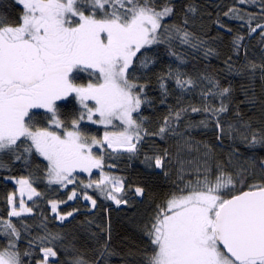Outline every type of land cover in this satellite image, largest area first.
I'll return each instance as SVG.
<instances>
[{
  "label": "snow or ice",
  "instance_id": "6c2138e0",
  "mask_svg": "<svg viewBox=\"0 0 264 264\" xmlns=\"http://www.w3.org/2000/svg\"><path fill=\"white\" fill-rule=\"evenodd\" d=\"M238 2L256 4L257 0ZM259 3L258 14L264 17V0ZM15 4L21 11L18 21L8 23L0 19V157L9 155L13 163L23 161L27 165L35 152L47 161L45 175L50 185L67 187L76 182L74 173L91 176L93 169L102 170L103 158L93 153L94 147L106 145L113 152L130 154L138 151L137 144L149 133L133 113H139L141 105L150 100L145 93L147 85L136 78L134 60L143 69L155 63L148 48L164 44L168 55L180 64L186 62L184 55L177 53L171 43L177 38L189 48L203 47L205 58L215 54L206 41L194 43L195 35L186 27L164 25L163 20L173 15L174 9L168 4L158 6L156 0H15ZM238 11L230 8L224 15L244 20ZM187 12L195 14L196 9L189 7ZM248 15L249 35L257 33L264 42V23L257 21L253 26L255 14ZM216 23L219 28H226L219 20ZM183 24L188 25L189 20L185 18ZM226 30L232 31L231 28ZM243 39V36L234 39L235 48L240 47ZM245 67L250 77L259 70L260 79L264 80V63L249 62ZM85 76L87 82L80 83ZM185 76L178 68L175 75L172 71L162 74L159 87L163 94L167 95L165 81L170 79H174L182 92L197 87L195 79ZM199 78L207 79L219 90L202 92V97H229L230 87H221L218 81L207 76ZM73 101L79 106V114L72 119L69 128L59 110ZM34 110L48 114L46 126L36 125L34 118L39 112ZM190 110L207 113L214 118L215 127L222 131L220 115L228 111V104L222 99L218 108L205 103L202 108L190 106ZM188 111L182 108L175 112V121L183 119L181 113ZM85 120L106 129L109 126L116 129L118 125L114 122L118 121L123 128L105 131L102 140L89 138L81 129ZM200 124L208 126L207 120ZM170 131L175 132V129L172 120L166 117L159 132L151 134L164 139ZM217 139L221 137L218 135ZM255 143H264V137H254ZM167 155L165 152L163 156H146L145 159H154V167L162 169ZM261 164L264 165V161ZM2 167L5 165L0 160ZM190 176L181 166L182 183L165 205L159 207L147 231L153 249L144 264H264V183H254L248 185L246 191H237L238 185L244 183L242 177L229 173L220 164L216 165L215 174L205 163L195 168V179ZM16 183L20 185L21 197L27 193L31 200L41 195L28 179ZM93 186L117 206L128 203L116 195L124 191L123 181L118 177L101 171L98 180L83 185L85 189ZM135 194L142 196L143 188L137 187ZM77 195V191L72 190L68 200ZM83 199L90 201L93 208L96 206V200L87 192L83 193ZM14 201V196L8 197L12 205L10 217L32 212L22 198L18 210ZM57 206L56 201L51 202L52 212H57ZM72 215L69 212L59 219L63 222ZM0 223L6 225L0 234L8 237L6 246L0 248V264H28L24 257L29 256H33L34 264H52L50 258H57L54 242L62 239L59 234L33 237L28 249L21 253L20 230L10 221ZM34 248L39 250V258L34 257ZM106 250L105 243L99 255L103 256ZM55 264L59 261L55 260ZM71 264L98 262L77 255Z\"/></svg>",
  "mask_w": 264,
  "mask_h": 264
},
{
  "label": "trees",
  "instance_id": "16d2710c",
  "mask_svg": "<svg viewBox=\"0 0 264 264\" xmlns=\"http://www.w3.org/2000/svg\"><path fill=\"white\" fill-rule=\"evenodd\" d=\"M156 3L158 6L168 4L174 9L173 15L163 20L164 25L186 27L194 33V43L206 41L207 46L215 50V54L205 58L203 47L199 50L189 48L180 44L177 38L171 42L172 47L184 55L185 63L180 64L169 56L164 44L152 45L147 49L155 61L147 69L140 68L134 60L136 78L139 83L147 85L145 93L150 103L142 104L140 112L133 115L149 135H144L137 144L138 151L135 154L113 152L106 145L103 148L96 147L94 152L103 158L104 167L90 177L76 173V182L67 187L50 185L45 175L47 162L35 152L27 165L23 161L13 163L9 155L0 157L5 165L0 168V222L10 221L20 230L18 247L21 253L28 249L33 237L51 233L62 237L54 242V250L58 253L55 260L59 264H71L77 255L89 261H97L98 264H144L153 249L147 231L159 207L165 205L177 191L178 184L182 183L179 179L181 166L191 173L190 178L195 179L197 166L203 167L206 163L215 174L216 165H223L229 173L242 177L244 183L238 185L237 191H245L248 185L254 183H264V165L261 164L264 161V143L253 144L254 137H264V80L260 79L259 70L255 76L250 77L245 67L249 62L264 63V42L257 33L249 35L247 24L250 19L248 13L255 14L252 18L253 26L257 21L264 23V17L258 14L259 0L256 4L243 5L238 0H156ZM189 7L196 9L195 14L187 12ZM230 8L238 9L237 14L244 16V20L226 17L224 13ZM20 15L15 0H0V19L16 23ZM185 18L189 20L188 25L183 24ZM217 20L226 28H219ZM227 28L232 31H227ZM237 36L244 37L238 49L233 44ZM177 68L186 74L185 78L191 76L195 79L197 87L182 92L176 87L174 79H170L165 81V96L159 87V78L169 71L175 75ZM201 76L218 81L221 87H230L229 97H202V92L219 90L214 89L207 79H200ZM79 82L86 83L87 77ZM222 99L228 104V111L220 115L222 131L215 127L214 118L207 113H193L190 110V106L202 108L205 103L218 108ZM182 108H188L189 111L181 113L183 119L175 121L174 113ZM34 111L39 112L34 118L36 125L46 126L49 123L48 114L43 110ZM170 113L173 115L170 116ZM78 114L79 106L74 101L67 108L59 110L61 119L69 128L72 119ZM166 117L172 120L175 132L166 133L164 139L152 135L159 132ZM202 120H207V127L200 124ZM189 124L194 127H188ZM117 125L116 129H106L85 120L81 123V129L89 138L102 140L105 131L122 130L123 126L119 123ZM218 135L221 137L219 140ZM165 152L168 155L162 169L154 167V159H145L146 156H163ZM150 163L153 166H149ZM101 171L123 181L124 191L116 195L128 203L117 206L96 190L95 186L87 189L83 187L90 180H98ZM17 178L28 179L41 195L33 196L31 200L21 197L13 181ZM137 187L143 188L142 196L135 194ZM72 190H76L78 195L68 200ZM84 192L96 200L94 208L90 201L83 199ZM9 196H14L17 210L22 198L25 206L32 208V212L10 217L12 205L8 203ZM52 201L58 205L55 213L51 210ZM69 212L73 215L61 222L59 216ZM5 228L6 225L0 223V233ZM7 240L6 235L0 234V248L6 246ZM105 243L107 250L100 256L99 251L104 250ZM33 254L35 258L40 257L38 249L34 248ZM24 260L34 264L33 256L24 257ZM55 260L50 258L52 264H55Z\"/></svg>",
  "mask_w": 264,
  "mask_h": 264
},
{
  "label": "rangeland",
  "instance_id": "374dc122",
  "mask_svg": "<svg viewBox=\"0 0 264 264\" xmlns=\"http://www.w3.org/2000/svg\"><path fill=\"white\" fill-rule=\"evenodd\" d=\"M91 123V122H90ZM114 123H119L118 121H116V122H114ZM96 125H100V126H102V127H104L103 125H101V124H96ZM109 127H111V126H109ZM96 147H94L93 149H92V151H93V153L95 154V152H94V149H95ZM38 155V154H37ZM39 156V155H38ZM40 157V156H39ZM99 157V156H98ZM40 158H42V157H40ZM43 159V158H42ZM47 162V161H46ZM100 169H93L92 170V174L94 173V172H97V171H99ZM77 173H79V174H83V175H86L87 177H90L89 176V174L88 173H83V172H77ZM76 173H74V175H75ZM91 174V175H92ZM20 179H26V178H17V179H13V181L16 183V181H18V180H20ZM16 185H17V188H18V192H19V195H20V185L18 184V183H16ZM23 197H26V198H28V196H27V193H25V195L23 196Z\"/></svg>",
  "mask_w": 264,
  "mask_h": 264
},
{
  "label": "water",
  "instance_id": "95a60500",
  "mask_svg": "<svg viewBox=\"0 0 264 264\" xmlns=\"http://www.w3.org/2000/svg\"><path fill=\"white\" fill-rule=\"evenodd\" d=\"M246 191V190H245Z\"/></svg>",
  "mask_w": 264,
  "mask_h": 264
}]
</instances>
